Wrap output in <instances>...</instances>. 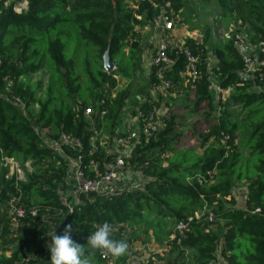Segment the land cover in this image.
<instances>
[{"label":"trees","instance_id":"obj_1","mask_svg":"<svg viewBox=\"0 0 264 264\" xmlns=\"http://www.w3.org/2000/svg\"><path fill=\"white\" fill-rule=\"evenodd\" d=\"M166 1L171 3L173 20L182 16L181 0H16L6 6L0 1V264H49L46 235L53 228L61 234L66 224L73 225L72 238L91 264H127L136 242L145 245L151 232L154 241L163 245L178 221L205 204L213 208L215 222L192 224L179 246L172 243L166 251L151 254L145 264H219V249L225 264H264V68L255 80L239 79L243 64L232 41L219 38L211 45L214 30L210 26H198L199 40H184V47L197 58L195 78L185 75L183 54L173 45L168 51L173 64L163 76L172 85L169 95L185 96L191 102L187 115L173 106L168 95L157 133L149 139L138 134L129 140L133 149L124 171L139 175L142 183L130 186L129 173H123L121 191L115 196L81 193L71 214L60 204L59 193L68 188L65 158L80 157L81 169L90 178V161L103 172L117 153H111L110 143L94 141V129L112 138L127 104H133V110L136 106L142 112L149 110L135 97L129 102L140 56L138 29L158 16ZM216 2L217 21L224 29L245 26L253 44H264V0ZM19 3L26 7L16 12ZM209 47L216 61L212 69L208 68ZM107 49L114 65L110 73L102 61ZM157 68L150 66L138 93L159 82ZM211 73L220 88L228 91L224 102L216 103L208 91ZM40 75L44 81L33 82ZM118 78L130 87L117 90ZM106 85L107 113L102 120L94 115L92 126L84 110L97 111ZM258 86L263 90L256 91ZM14 98L24 103L28 116ZM190 115L197 116V121L192 123ZM183 127L187 128L184 133ZM240 127L248 140L243 152L236 145ZM43 131L52 142L69 134L82 149L63 146V155L56 154L41 140ZM191 134L198 146L184 147ZM121 137L125 140L129 135ZM9 159L21 168L29 165L23 180L10 175ZM209 172L212 179L197 184L196 176ZM244 181L246 200L240 208L232 190L234 183ZM11 204L25 211L13 230ZM105 222L118 229L111 238L128 246L119 257L109 254V260L101 258L102 250L86 243L96 226Z\"/></svg>","mask_w":264,"mask_h":264},{"label":"built area","instance_id":"obj_2","mask_svg":"<svg viewBox=\"0 0 264 264\" xmlns=\"http://www.w3.org/2000/svg\"><path fill=\"white\" fill-rule=\"evenodd\" d=\"M155 1V0H154ZM176 20V21H175ZM175 20L172 18V10L170 1H166L163 5L162 11L156 17L147 21V26L155 28L159 34V45L158 48L154 51V54L151 57V65L158 67L156 70V78L159 81L158 83H151L150 88L148 89L149 97L140 100L139 103L147 104L149 110L142 112L137 109V122L139 126V134H142L146 139L153 137L159 128L161 119L164 116L165 110L157 105L159 96L165 95L172 85L169 80H166L163 76L166 69L170 68L173 64V60L169 57L168 51L171 46L174 50H177L179 53H182L186 60V71L185 75L193 79L196 76V63L197 58L190 52L188 48L184 47V40L180 44H174L173 33L176 32L180 19L176 17ZM245 26L230 25L223 31V34L220 38H225L232 41L235 50L243 64V70L240 71L237 76L241 80H255L258 77H261L262 69L264 68V44H253L247 33ZM194 35V34H193ZM191 39V36H187ZM194 40V39H193ZM198 40V39H197ZM171 51H173L171 49ZM216 61L212 56L209 58L208 68L212 69L215 67ZM114 69V68H113ZM209 86L208 91L211 92L215 98L216 103L219 101H225V98L228 95V91H223L218 83L213 80L212 73L208 77ZM11 86V83L9 84ZM256 91L263 90V87L258 86L255 88ZM108 94V85L102 91V96L96 103L97 111H94L92 107H88L84 110V116L88 122L93 126L94 115L98 114L99 120H102L107 113V104L105 100V95ZM166 98V96L164 97ZM163 98V99H164ZM14 101L19 105L21 112L25 114L24 103L19 98H14ZM221 114V109L218 107L217 115ZM47 131L41 133V140L52 148L53 152L59 155H63L62 147H71L75 151H80L82 149L81 143L72 138L69 134H62L57 142L49 141L46 138ZM101 134V131L94 129V141L97 139V136ZM133 149V145H131ZM132 152V151H131ZM131 154L123 155L118 153L114 162L108 164L103 172L98 170L97 164L94 161H90L87 170L92 173V178L86 176L84 170L81 169L80 157L77 160L65 158L69 169L68 179L70 181V187L67 188L65 192L59 193V201L62 207H64L70 214L73 212V208L77 203V198L81 193H100L104 194L107 197L115 196L121 191L119 182L123 177L124 172V163L125 159L128 158ZM6 165L9 167L10 175H16L18 180H23V174L20 175L19 169L21 167L14 160L9 159L6 161ZM72 172V174H71ZM71 174V176H70ZM212 179V172L207 173L206 176H196L197 184L201 185L203 182ZM73 198V202L70 199ZM246 200V196L244 197ZM259 209H256L254 213H258ZM11 228L12 230L17 227V219L25 215V211L22 207L17 206L16 204H11ZM31 216L35 215V212L32 211ZM215 214L213 208L204 205L197 212L188 218L178 221L172 230L167 242L164 246L158 251L162 253L166 251L170 244L174 243L179 246L181 241L184 238L185 232L189 231V228L194 223H207L212 224L215 222ZM117 228H111V234H117ZM133 249H131L132 251ZM130 251V252H131ZM188 255V252L186 253ZM101 258L109 260V254L105 251L100 252ZM217 261L219 264H224L222 258L220 257V249L218 250Z\"/></svg>","mask_w":264,"mask_h":264},{"label":"rangeland","instance_id":"obj_3","mask_svg":"<svg viewBox=\"0 0 264 264\" xmlns=\"http://www.w3.org/2000/svg\"><path fill=\"white\" fill-rule=\"evenodd\" d=\"M0 1H3L5 6L16 2V0H0ZM132 1H134V0H130V2H132ZM181 3L183 5L182 16L178 15L180 22H179V26H178L177 30L178 29L180 30L182 28V29H184V32L187 33L188 35H190L191 33L194 34L191 36V39H194V40L198 39L199 40L201 38L202 34L198 30V26H201V27L210 26L214 30V33L212 34L213 38L211 41V45L213 44V42L216 39H219L222 36L223 31L225 29H224V27H222L223 26L222 23L220 21L219 22L217 21L220 17V11H219V8L217 6L216 0H181ZM25 5H26V3L16 4L15 5V11L21 12L22 10L25 9V7H26ZM138 31H139L140 56L138 58V61L136 62L137 67L135 68V71L133 72L134 74H132V81L133 82H132V85L130 88V92H132V93H131V96L129 98V102H133L135 95H137V92H136L137 88L139 87V89H140V86H143L145 84V80L147 79V75H148V73L150 74V72H151L150 71L151 59H150V56L147 54L151 50H154L155 48L157 49L158 45H159V43H156V36H155V34L158 35L159 32L155 28L146 25L143 28H139ZM181 32H179V34H178L179 36H180ZM183 37H186V35H184ZM182 39L183 38L181 37V40ZM186 39H187V37H186ZM173 41H174V44L175 43L180 44L183 40L181 42H178V38L174 39V37H173ZM208 49H209L208 56H209V58H211L213 53H212V50L210 47ZM39 79H42L44 81L43 76L40 75V76L35 77L33 79V82H35ZM117 80H118L117 90H121V89H125V88L130 87V84L125 79L120 80L118 78ZM134 93H136V94H134ZM168 95L169 94L166 92L164 97L168 96ZM164 97L163 96L158 97V99H159L158 104H161V105H159V107L162 108V110H165L162 107ZM170 97H172L174 99L173 96H170ZM127 105H128L127 107H129L130 109L134 108L133 104L132 105L127 104ZM177 105L181 106V107H179L180 110L183 112V114L187 115V113L189 112V108L191 107V102L185 96H181V97L177 98L175 103L173 104V106L175 108H177L176 107ZM36 111H37V106H34L31 108L30 113L34 115ZM24 113L26 116H28V114L26 113V110ZM134 115H135V113H134ZM125 117H127V116H125ZM190 118H192V121H191L192 123H194L198 119L197 116H192V115H190ZM131 130H132V128L130 129V131ZM186 130H187V128L183 127V133ZM138 134L139 133H137V136H138ZM236 136H237L236 145L238 147V150L241 152L245 151L246 150V141L248 142V140H247L246 132L244 131V129L242 127H240L238 129ZM97 139L101 140L102 135L101 134L98 135ZM119 141L120 140H118V141L114 140L112 145H110L108 143L110 145V148H111V149L109 148V150H112L113 152L115 150L117 152L120 151L119 153H121L123 155L131 154V151H132L131 145L127 142H120L119 143ZM196 142L197 141H196L195 136H192V134H191V135H187V138L183 141L182 145L184 147H188V148L195 147V146L197 147L198 145ZM118 145H121L122 148L118 149V147H117ZM198 152L201 153L202 150L198 149ZM69 169H70V167H69ZM29 170H30L29 165L26 164L23 168L19 169L20 175L22 176V174L24 172L29 171ZM123 173H125V174L129 173L127 180H128V184H130V186L132 185V187L136 188L142 183L139 175H135L134 173L128 172V171H124ZM71 174H72V172H71ZM71 174H70V176H71ZM67 182H68V187H70L69 179ZM246 185H247V183L245 181L241 182V183H234L232 194L237 201V206L238 205L239 206L245 205L244 197L246 196ZM70 201L73 202L74 201L73 198H71ZM145 241H146L145 245H141V244H139V242H136L134 244L135 247L130 248V251H131V249H133V250L130 252V256L128 259L129 264H141V262L144 261L146 253H148V254L156 253L157 252L156 250L159 251L165 244V242H164L163 245H158L154 241V239L151 235V232H149V237L146 238ZM191 253H192V251H188L189 255H191ZM147 259H148V257H147Z\"/></svg>","mask_w":264,"mask_h":264},{"label":"clouds","instance_id":"obj_4","mask_svg":"<svg viewBox=\"0 0 264 264\" xmlns=\"http://www.w3.org/2000/svg\"><path fill=\"white\" fill-rule=\"evenodd\" d=\"M72 231L73 225L66 224L61 234H57L53 228L46 235L48 243L45 247L50 254L49 264H91L84 257L82 246L73 240ZM86 243L94 250H103L115 257L125 254L128 247L125 241L111 238V226L107 222L97 225L95 231L88 235Z\"/></svg>","mask_w":264,"mask_h":264},{"label":"crops","instance_id":"obj_5","mask_svg":"<svg viewBox=\"0 0 264 264\" xmlns=\"http://www.w3.org/2000/svg\"><path fill=\"white\" fill-rule=\"evenodd\" d=\"M179 30V29H178ZM178 30H176V32H174L173 33V37H174V39L175 38H178V42H181L184 38H186L187 36H192L193 35V33H191L190 35H188L187 33H185L184 32V29H180L179 31ZM182 31V32H181ZM179 32H181V34H180V36L183 38L182 40H181V37L178 35L179 34ZM184 35H186V37H183ZM155 36H156V43H158V41H159V37H158V35H156L155 34ZM176 44V43H175ZM156 49V48H155ZM154 49V50H155ZM154 50H151L147 55H149L150 56V59H151V56L154 54ZM146 82V81H145ZM140 89H139V87L137 88V95H135V99L136 100H138V98H140V100H142V99H145L147 96H146V93L148 92V89H147V91L145 92V93H138V91H139ZM134 94H136V93H134ZM113 96V95H112ZM170 96H173L174 97V95L173 94H170L168 97H170ZM167 97V98H168ZM140 100H138V101H140ZM175 101H176V99H175V97H174V99H173V104L175 103ZM141 102V101H140ZM162 107L165 109V111H166V108L164 107V105H163V103H162ZM176 107H181V106H176ZM137 109H138V106H136L135 107V109L133 110V108L132 109H130L129 107H125L124 109H123V111H122V114H121V116L119 117V119H118V121H117V125H116V134H114L113 135V137L112 138H107L106 136H102V140H104V142H108V143H110L111 145L113 144V141L114 140H116V141H118V140H120L119 141V143L120 142H127V143H129V140H131V138L132 137H134V136H136L137 135V133H139V126H138V122H137V113H136V111H137ZM133 111H135V115H133ZM125 116H127V117H125ZM130 116V117H129ZM132 128V130L130 131V129ZM124 134H128L129 135V138H127V139H125V140H123V138L121 137L122 135H124ZM126 145V144H125ZM118 147V149L120 148H122V146L121 145H118L117 146ZM111 149V148H110ZM111 151V153H119V152H117L116 150L113 152L112 150H110ZM238 207H240V208H243V206H239L238 205ZM157 251V253H158V250H156ZM151 254V253H150ZM150 254H148V253H146V256H145V258H144V261H142L141 262V264H145V262H146V260H147V257H149L150 256ZM141 255V254H140ZM189 255V254H188ZM140 259V258H139ZM127 264H129V263H127Z\"/></svg>","mask_w":264,"mask_h":264},{"label":"water","instance_id":"obj_6","mask_svg":"<svg viewBox=\"0 0 264 264\" xmlns=\"http://www.w3.org/2000/svg\"><path fill=\"white\" fill-rule=\"evenodd\" d=\"M102 61H103V67H104V70H105L107 73H110V72L113 70L114 65H113L112 62L110 61L109 51H108V49L104 52L103 57H102Z\"/></svg>","mask_w":264,"mask_h":264}]
</instances>
